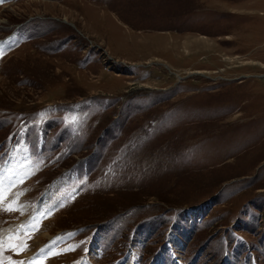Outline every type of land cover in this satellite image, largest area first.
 Segmentation results:
<instances>
[{
  "label": "rangeland",
  "instance_id": "374dc122",
  "mask_svg": "<svg viewBox=\"0 0 264 264\" xmlns=\"http://www.w3.org/2000/svg\"><path fill=\"white\" fill-rule=\"evenodd\" d=\"M0 198V264H264V0H2Z\"/></svg>",
  "mask_w": 264,
  "mask_h": 264
},
{
  "label": "snow or ice",
  "instance_id": "6c2138e0",
  "mask_svg": "<svg viewBox=\"0 0 264 264\" xmlns=\"http://www.w3.org/2000/svg\"><path fill=\"white\" fill-rule=\"evenodd\" d=\"M0 2H2V0H0ZM0 199H2V198H0ZM6 210H7V211H12V210H14V209H13L11 206H9ZM12 247H13V249L15 250L18 246L13 245Z\"/></svg>",
  "mask_w": 264,
  "mask_h": 264
}]
</instances>
